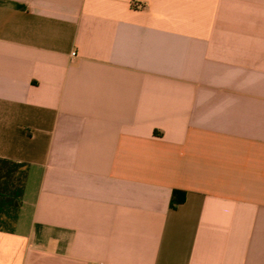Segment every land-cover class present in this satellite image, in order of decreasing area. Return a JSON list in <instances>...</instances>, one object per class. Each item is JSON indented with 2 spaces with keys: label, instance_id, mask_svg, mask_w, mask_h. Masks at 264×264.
Masks as SVG:
<instances>
[{
  "label": "crops",
  "instance_id": "obj_1",
  "mask_svg": "<svg viewBox=\"0 0 264 264\" xmlns=\"http://www.w3.org/2000/svg\"><path fill=\"white\" fill-rule=\"evenodd\" d=\"M0 264H264V0H0Z\"/></svg>",
  "mask_w": 264,
  "mask_h": 264
},
{
  "label": "trees",
  "instance_id": "obj_2",
  "mask_svg": "<svg viewBox=\"0 0 264 264\" xmlns=\"http://www.w3.org/2000/svg\"><path fill=\"white\" fill-rule=\"evenodd\" d=\"M179 194L177 193V191H174L173 192V195H172V198H171V206H175V204L179 203V202H182L184 197H185V194L182 192L181 193V196H178Z\"/></svg>",
  "mask_w": 264,
  "mask_h": 264
},
{
  "label": "built area",
  "instance_id": "obj_3",
  "mask_svg": "<svg viewBox=\"0 0 264 264\" xmlns=\"http://www.w3.org/2000/svg\"><path fill=\"white\" fill-rule=\"evenodd\" d=\"M133 5H134V6H138V5H139V3H137V2H134V3H133Z\"/></svg>",
  "mask_w": 264,
  "mask_h": 264
}]
</instances>
